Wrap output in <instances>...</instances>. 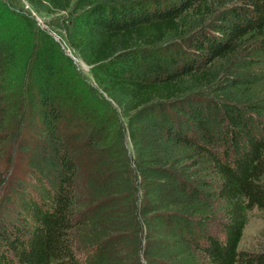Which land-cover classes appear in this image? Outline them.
<instances>
[{
  "label": "trees",
  "instance_id": "obj_1",
  "mask_svg": "<svg viewBox=\"0 0 264 264\" xmlns=\"http://www.w3.org/2000/svg\"><path fill=\"white\" fill-rule=\"evenodd\" d=\"M6 137L0 264H264V0H0Z\"/></svg>",
  "mask_w": 264,
  "mask_h": 264
},
{
  "label": "rangeland",
  "instance_id": "obj_2",
  "mask_svg": "<svg viewBox=\"0 0 264 264\" xmlns=\"http://www.w3.org/2000/svg\"><path fill=\"white\" fill-rule=\"evenodd\" d=\"M26 6V5H25ZM27 7V6H26ZM45 19H47V16L45 14H38L36 15V20L40 24V26H45ZM55 37L58 38V34L53 31ZM66 51L69 53V48L65 46ZM75 57V56H74ZM75 61L77 66L80 68V70L85 73V75L88 77L90 81H93V76L91 71L89 70L90 66L87 64V67H83L81 64V59L75 57ZM15 108L13 106H9V112L7 113V125L10 126L11 122H13L15 118ZM28 119L30 117L28 116ZM13 138L6 137L1 142L0 145V173L2 172L3 167L6 163V156L9 152L15 153V145L16 142L13 141ZM16 158L19 163L16 170V173H22L25 168V159L23 157V154L16 152ZM239 248L243 250H259L264 248V211L257 209L254 207L251 209L248 213V219L245 224V227L243 229V235L241 237V240L239 242Z\"/></svg>",
  "mask_w": 264,
  "mask_h": 264
},
{
  "label": "water",
  "instance_id": "obj_3",
  "mask_svg": "<svg viewBox=\"0 0 264 264\" xmlns=\"http://www.w3.org/2000/svg\"><path fill=\"white\" fill-rule=\"evenodd\" d=\"M55 38L58 39L57 37H55ZM80 62H81L83 67H87V64L84 61L81 60Z\"/></svg>",
  "mask_w": 264,
  "mask_h": 264
}]
</instances>
